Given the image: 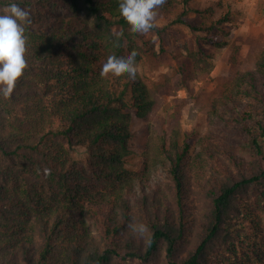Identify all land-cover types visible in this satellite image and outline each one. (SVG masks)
<instances>
[{
  "label": "trees",
  "instance_id": "obj_1",
  "mask_svg": "<svg viewBox=\"0 0 264 264\" xmlns=\"http://www.w3.org/2000/svg\"><path fill=\"white\" fill-rule=\"evenodd\" d=\"M15 2L32 23L29 67L0 97V264H264V42L247 69L235 48L205 133L147 148L137 170L132 123L160 105L157 88L139 69L135 80L100 71L110 50H136L138 64L154 39L130 31L119 0ZM158 14L169 21L150 32L163 40L185 24L216 48L230 43L223 0H167ZM208 51L180 60L178 89ZM159 167L164 180L152 178Z\"/></svg>",
  "mask_w": 264,
  "mask_h": 264
},
{
  "label": "rangeland",
  "instance_id": "obj_2",
  "mask_svg": "<svg viewBox=\"0 0 264 264\" xmlns=\"http://www.w3.org/2000/svg\"><path fill=\"white\" fill-rule=\"evenodd\" d=\"M223 2L234 9L235 17L230 22V43L222 48L210 45L205 33H196L185 24H178L172 33H166L164 40L154 32L148 33L154 39L152 52L144 55L137 65L148 84L157 88L160 105L149 119L135 118L132 123V156L128 164L133 168L142 169L145 150L150 147L152 153H156L157 145L163 140L178 135L183 139L185 133L199 138L205 133L211 103L227 86L231 56L237 46L239 67L247 69L254 65L259 46L264 42V0ZM168 21L158 14V24H167ZM205 47L209 49V55H203L206 61L195 59L202 72L190 81L189 89H178L176 68L180 60L189 54L190 49L202 53ZM78 154L83 156L81 151ZM152 178L164 180L165 172L159 167L152 173Z\"/></svg>",
  "mask_w": 264,
  "mask_h": 264
},
{
  "label": "clouds",
  "instance_id": "obj_3",
  "mask_svg": "<svg viewBox=\"0 0 264 264\" xmlns=\"http://www.w3.org/2000/svg\"><path fill=\"white\" fill-rule=\"evenodd\" d=\"M166 3L167 0H119V12L132 33L146 35L159 27L158 9ZM31 23V12L15 0L0 12V97L5 100L12 97L18 80L29 67L26 58L29 36L26 30ZM114 35L119 37L120 34ZM138 55L136 50L121 56L110 50L100 76L107 78L109 74L115 77L127 75L135 80L138 74ZM43 171L47 175L51 170L45 168ZM129 229L134 235L143 238L145 245L150 244L146 224L133 222L129 224Z\"/></svg>",
  "mask_w": 264,
  "mask_h": 264
}]
</instances>
